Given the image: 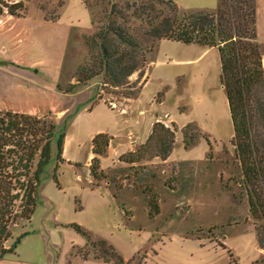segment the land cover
<instances>
[{
  "label": "rangeland",
  "instance_id": "1",
  "mask_svg": "<svg viewBox=\"0 0 264 264\" xmlns=\"http://www.w3.org/2000/svg\"><path fill=\"white\" fill-rule=\"evenodd\" d=\"M18 1H22L31 22L39 20L38 9L45 13V19L53 20L62 5L61 0L15 2ZM66 1L65 18L79 19L81 27H89L87 10L79 9L72 0ZM86 1L91 3L98 16L94 15L93 19L97 21L102 18L104 9L109 8L110 0ZM133 1L116 0L120 6ZM173 1L184 11L210 13H215L220 3V0ZM93 32L94 29L73 33L63 64V78L75 76L78 67L90 61L83 37ZM53 34L48 29L49 42L43 44L47 54L59 50L51 40ZM260 35L264 36L263 29ZM260 48L264 55L261 43ZM146 60L143 71L129 78L134 96L125 98L111 93L110 88L102 86V76H99L80 85L87 87L84 94L91 98L90 107L96 104L91 111L80 110L74 115L73 109L67 115L49 112L37 117L53 122L57 129L64 131V154L71 163H57L53 142L50 162L43 170L37 189L38 205L31 221H21L11 229L13 241L23 233L28 235L21 240L15 254L6 256L0 264H81L83 259L77 250L81 248L85 253L90 249L70 228L71 224L81 226L92 239L106 240L129 264H138L141 258L152 254L164 236L175 243L184 233L225 249L226 237V244L242 264L257 256L252 227L257 240L256 228L263 222L251 217L246 192L239 184L242 175L231 144L233 130L219 80L221 65L217 48L162 40L147 53ZM62 85L59 88L65 92L69 84ZM99 95L102 100H98ZM105 101L110 104L105 105ZM157 122L174 130L175 143L166 161L149 159L150 152H138L147 143ZM188 124L195 126L188 133L197 137L194 144L184 150L182 131ZM94 130L108 131L115 138L112 153H123L114 167L109 166L111 155L104 158L102 168L108 170L106 173L101 167L100 170L105 179L93 181L91 186L110 188L116 199L85 187V175L91 162L89 135ZM138 141L143 143L126 152ZM150 146H155V140ZM130 153L135 154L130 156ZM136 157L137 162H126ZM75 163L80 166L76 167ZM57 164L60 189L52 180ZM233 224L252 227L240 226L226 233V228ZM262 234L259 230L258 236ZM260 250L261 259L264 251ZM89 252L88 260H93ZM224 257L227 258L225 254ZM147 264L155 262L151 260Z\"/></svg>",
  "mask_w": 264,
  "mask_h": 264
},
{
  "label": "trees",
  "instance_id": "2",
  "mask_svg": "<svg viewBox=\"0 0 264 264\" xmlns=\"http://www.w3.org/2000/svg\"><path fill=\"white\" fill-rule=\"evenodd\" d=\"M82 1L90 12L94 29L91 35L83 37L90 61L78 67L76 83L69 85L66 93L102 76V86L110 88L111 93L125 98L134 96L129 78L143 71L146 55L153 51L158 41L217 48L221 65L219 80L233 130L231 144L242 175L239 184L246 192L251 217L263 222L256 232L264 251V55L257 37V0H220L215 13L184 11L173 0H135L122 6L110 0L109 8L104 9L99 21L93 19L94 15L98 16L91 3ZM4 10L15 16L24 11V6L21 1L9 4L0 0V14ZM98 100H102L100 95ZM104 104L108 106L110 102ZM193 127L188 124L182 131L184 150L193 145L197 137L188 133ZM65 136L63 130L45 119L12 112L0 114V261L15 254L21 240L28 235L23 233L13 241L11 229L21 221H31L38 205L41 175L51 159L52 144H56L57 163H63ZM109 140L105 133L91 140L93 157L89 172L96 182L105 179L100 170V158L106 155ZM153 140L155 146H150ZM174 143V130L157 122L147 143L138 152H150L149 159L166 161ZM137 160V157L129 158L126 162ZM58 167V164L54 167L52 180L60 189ZM149 215L152 214L149 212ZM70 228L85 240V247L90 249L94 260L129 264L106 240L92 239L77 224H71ZM258 229L263 231L261 236H258ZM89 251L82 253L79 248L77 254L85 261L90 256ZM254 264H264V254Z\"/></svg>",
  "mask_w": 264,
  "mask_h": 264
},
{
  "label": "crops",
  "instance_id": "3",
  "mask_svg": "<svg viewBox=\"0 0 264 264\" xmlns=\"http://www.w3.org/2000/svg\"><path fill=\"white\" fill-rule=\"evenodd\" d=\"M4 1L9 4L17 3L15 2L16 0L14 2L10 0ZM61 1L62 5L53 20L45 19V13L40 9H38L40 18L34 22H31L27 18L28 13L26 9L15 16L10 15L6 10L0 14V112H12L40 117L49 112L55 115H67L71 110L75 109V115L80 110L81 112H89L96 105L93 104L90 107L91 98L84 94L87 90L85 86H79L75 91L70 93H66L63 89L59 88V85L63 86V83L69 85L75 83V76L69 79H65L62 76L67 48L69 47L73 33L78 31L86 32L93 29L90 12L82 0L72 1L79 9L84 8L87 10L89 14V27H81L79 19L65 18L68 2L66 0ZM256 28L258 40L261 45H264V36L260 35V30H264V0H257ZM48 29L53 31L54 34L51 40L55 43L57 49H59L53 54H47L43 51V44L47 41L49 42ZM99 133H105L109 138L111 137L109 140L111 143L107 147L106 155L100 158L101 170L106 173L108 169L102 168L104 158L111 155L109 166L114 167L120 162L119 157L123 153L117 151L112 153V142H115V138L106 130L92 131L89 139L92 140ZM142 143L143 141L136 142L126 152L133 151L135 147ZM65 144L66 139L64 141L62 156L63 163H71L64 154ZM92 157L91 153L90 158L92 159ZM168 159H170V156ZM85 176L87 179L85 187L90 189L91 192L108 193L109 196L116 199L113 197L112 190L106 186L95 185L91 187L94 180L89 172ZM240 226L252 227L249 224H233L226 228V233L233 232L234 228ZM252 232L255 239L257 256L247 264H254L261 257V250L253 227ZM189 236L188 233H184L178 237V241L175 243L170 237L164 236V240L154 248L152 254H148L145 261L141 264H147L151 260L155 264H242L234 255L233 249L226 244V237L223 242L226 249H223L205 244L202 242V239L191 238ZM223 252L227 258L224 257ZM231 254L232 256L230 257ZM80 263L111 264L94 259L80 260Z\"/></svg>",
  "mask_w": 264,
  "mask_h": 264
}]
</instances>
